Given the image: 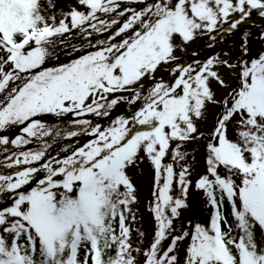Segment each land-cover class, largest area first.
<instances>
[{
	"label": "snow or ice",
	"instance_id": "obj_1",
	"mask_svg": "<svg viewBox=\"0 0 264 264\" xmlns=\"http://www.w3.org/2000/svg\"><path fill=\"white\" fill-rule=\"evenodd\" d=\"M254 12L264 18V0H76L67 11L0 0V264H181V250L182 264H264V52L236 63L175 55ZM60 46L69 59L49 66ZM162 65L168 80L156 77ZM122 104L129 114L111 118ZM201 143L206 170L193 182L187 149ZM144 162L147 247L131 174ZM193 183L208 219L180 224Z\"/></svg>",
	"mask_w": 264,
	"mask_h": 264
},
{
	"label": "rangeland",
	"instance_id": "obj_2",
	"mask_svg": "<svg viewBox=\"0 0 264 264\" xmlns=\"http://www.w3.org/2000/svg\"><path fill=\"white\" fill-rule=\"evenodd\" d=\"M76 0H52V3L56 5V9H63L64 11L69 10L71 5H74ZM59 18V17H58ZM261 28H264V18L259 17L255 12L250 17V19L244 23V30L237 29L240 31V37L241 39H232L234 42H228V45L220 52L218 53L220 58L222 60H228L230 63H236L240 58V48L243 42H240L242 40L243 33H248L247 37L244 35V39H247L248 42V59L256 57L259 53L264 52V39H261L259 36V33L261 31ZM238 32V31H237ZM208 35H199L197 39L193 42L188 43L187 45H182L177 48L175 55L180 58L187 53L193 52L194 49H196L202 42L205 40V38ZM227 38V37H226ZM223 39V42L226 43L227 39ZM71 39V38H70ZM72 43H78V40L72 39ZM212 44V43H211ZM65 49L63 46H60L57 48V53L59 54V60H52L49 62V66H52L56 63H62L67 62L69 59L68 56L64 54ZM212 55V54H211ZM210 55V57H211ZM209 58V57H208ZM205 58H199L196 56V51L191 53V59L188 60L189 63H193L195 61H205ZM207 59V58H206ZM172 65H162L160 69L158 70L156 77L157 79L163 78L165 80H168L170 77V73L167 71V69L171 68ZM220 72L222 76L226 78V80L230 83H235V74H229L228 70L226 68L221 67ZM151 83V82H150ZM149 81H146V86L150 85ZM230 89H220L218 90V96H223L229 91ZM216 112V109L211 108L209 109V118L206 123L202 124V130H209L211 128L213 117ZM120 114H129V109L126 104L120 105L114 112L111 118H115L116 115ZM71 115L56 118L54 116L46 117V120L50 124H63L65 122H68L72 119ZM93 120H97L103 125H107L110 123L109 118L100 119L96 117H92ZM18 133V129H12L9 131L8 134L11 137H14ZM81 142H83L87 137H81ZM69 143V141H60L57 145L54 146V152L56 149L60 148L63 144ZM36 145H30L29 147H35ZM191 156H194L195 159L193 160L191 156L189 157V162L192 164V180L195 182L201 174H203L206 170L205 165V151L204 147L201 144H193L189 145L187 149ZM54 154V153H53ZM3 159V155H0V160ZM9 171L7 169L0 168V172H6ZM132 176L134 179V182L136 183L138 189H139V197H140V204L139 207V213H138V219L139 217H142V220L138 224H134L133 227H139L142 231L145 232V237L143 238V245L144 247H147L150 241L152 240L153 235V218L150 211H148L147 208V201L151 198V190H152V171L147 162H144L142 165H140L138 168L132 170ZM175 194V193H174ZM191 201V210L194 212V214L198 218V222H205L207 221V216L205 215V196L202 190H198L195 188V183L189 188V195H188V202ZM136 207V206H134ZM187 215V213H185ZM138 238L136 233H133V242L134 244L137 242ZM184 251H180L179 258L181 260V264L183 262L184 258Z\"/></svg>",
	"mask_w": 264,
	"mask_h": 264
},
{
	"label": "trees",
	"instance_id": "obj_3",
	"mask_svg": "<svg viewBox=\"0 0 264 264\" xmlns=\"http://www.w3.org/2000/svg\"><path fill=\"white\" fill-rule=\"evenodd\" d=\"M237 29L244 30V23H242ZM237 29L231 33L221 32V33L215 34L216 35L215 41H212L208 35L206 37V39L198 46V48L196 50V56H198L199 58L200 57L206 58V57H210L211 54H212L211 56L216 55L219 52H221L228 45V42H234L232 39H241V37L239 35L240 31ZM244 35H245V32L243 33L242 40H240V42H243L245 40L243 38ZM225 38L227 39L226 43L223 42V39H225ZM239 56L248 59V55L243 56V53L241 52V48H240ZM190 59H191V54H186L183 57H181L178 62H183V63L187 64V63H189L188 60H190ZM149 83H150V81H149ZM190 202L191 201L189 200V202H188L189 207H188V209L183 210L182 217L178 223L186 225L187 221H189V220H192L193 222H198L197 216L191 210V203ZM204 203H205V215L208 218L209 209L206 206V200L204 201ZM185 213H187V215Z\"/></svg>",
	"mask_w": 264,
	"mask_h": 264
}]
</instances>
